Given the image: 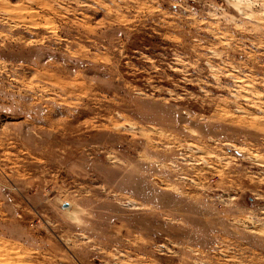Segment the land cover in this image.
I'll return each instance as SVG.
<instances>
[{
	"label": "rangeland",
	"instance_id": "obj_1",
	"mask_svg": "<svg viewBox=\"0 0 264 264\" xmlns=\"http://www.w3.org/2000/svg\"><path fill=\"white\" fill-rule=\"evenodd\" d=\"M0 264H264V0H0Z\"/></svg>",
	"mask_w": 264,
	"mask_h": 264
}]
</instances>
